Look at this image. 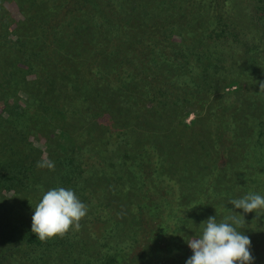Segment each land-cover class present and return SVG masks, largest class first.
<instances>
[{
  "label": "trees",
  "instance_id": "trees-1",
  "mask_svg": "<svg viewBox=\"0 0 264 264\" xmlns=\"http://www.w3.org/2000/svg\"><path fill=\"white\" fill-rule=\"evenodd\" d=\"M159 1L0 0V56L33 60L49 86L47 103L29 98L32 82L20 90L35 113L24 119L18 106L10 124L25 136L56 121L68 146L62 171L47 174L87 206L68 235L88 232L90 219L103 227L93 234L109 253L101 264H186L192 254L178 246L197 224L223 221L232 199L264 197V0H184L192 11L167 0L166 13ZM235 211L245 226L255 215Z\"/></svg>",
  "mask_w": 264,
  "mask_h": 264
},
{
  "label": "rangeland",
  "instance_id": "rangeland-1",
  "mask_svg": "<svg viewBox=\"0 0 264 264\" xmlns=\"http://www.w3.org/2000/svg\"><path fill=\"white\" fill-rule=\"evenodd\" d=\"M158 4L164 9L165 13L168 11L166 10L167 0L159 1ZM181 5L187 8V11L193 10L191 4L185 3L184 0ZM171 6L173 8L171 15L174 16L177 6L172 3ZM17 9L15 5H10V7H7V13L10 14V11H16ZM157 11L161 16L162 10ZM151 19L149 20L153 22L157 17L151 16ZM174 25L177 28H174L173 34L179 32L177 31V22H174ZM174 39L177 41L178 36H174ZM11 63V60L4 62V59L0 56V71L3 68L4 71L2 72L7 78V80H0V264H101L102 260L105 259L102 258L105 256L103 254L109 253L105 252L106 249H101L93 237V234H101L103 230V227L96 223V220L92 221L90 219V222L86 224L88 230L86 233L88 234L82 232L81 235L71 236L72 234L68 235L66 233L63 238L53 237L47 241H41L38 246L27 247L25 245L26 236L32 233L31 225L34 208L41 200L43 193L50 188L61 187L62 175L60 179L53 172L48 175L47 173L50 170L46 171V168H38L37 162L42 158L49 159L54 162L55 166H58L59 171H62L63 166L61 167L59 164L60 159H62L61 162L65 159L64 154L66 151L60 147V144L67 147L68 141L61 137L62 135L57 136V133L52 132L55 128V120L48 125L47 129L46 126L44 130L42 127L29 129L25 136L23 135L24 132L16 131L17 128L15 129L14 124H10L16 118L18 106H21L20 108L23 110L24 119L35 113L34 106H32L33 101L30 102L29 99L22 98L20 90H27L26 88L32 85L30 83L32 82L36 86L33 89L34 93H29L31 96L29 98L32 99V96L34 97V94L37 93L36 98L41 103H47L46 95L49 89V86L45 85L47 83L46 79L39 77L34 70L33 60L20 61L16 59ZM178 80L185 83L186 78ZM36 105L41 108L37 115L44 114L47 118L45 122L54 118L50 114V104L43 105L36 102ZM27 108H31V111ZM193 118L190 115L186 121L189 122ZM39 131L41 138L35 135ZM43 134L49 135V137L44 139ZM64 164H67V167L73 166L66 162ZM34 172H39L41 179L29 181L30 184L28 185L26 179H30ZM263 187L264 185H261L257 189L264 191ZM250 218L253 220L247 222V226L243 223L242 227L244 229L242 231L245 235L254 236V238H251L252 247H255L252 251L257 250L260 254L263 252L264 256L263 215L258 219H256V214L251 215ZM83 220L84 218L81 221ZM195 228L199 231L185 237L184 241L180 242V246H178L180 253L183 251L189 255L192 254V250L188 247L186 241L193 236L199 237L202 234L204 224L202 223L201 226L200 222ZM179 229L189 230L187 226H180ZM82 236L90 240L91 243H84ZM253 264L261 263L254 260Z\"/></svg>",
  "mask_w": 264,
  "mask_h": 264
},
{
  "label": "clouds",
  "instance_id": "clouds-1",
  "mask_svg": "<svg viewBox=\"0 0 264 264\" xmlns=\"http://www.w3.org/2000/svg\"><path fill=\"white\" fill-rule=\"evenodd\" d=\"M255 83L259 84V92H264V81ZM37 167L54 170L55 164L42 158ZM229 203L233 206L230 215L221 222H217L216 216H209L202 222V234L186 241L192 250L186 264H253L255 257L250 251L251 240L242 231L244 215L235 210L255 212L258 219L264 215V197L249 193ZM87 211V206L71 188H50L34 208L31 232L42 242L57 236L63 238L70 228L80 230V221Z\"/></svg>",
  "mask_w": 264,
  "mask_h": 264
}]
</instances>
